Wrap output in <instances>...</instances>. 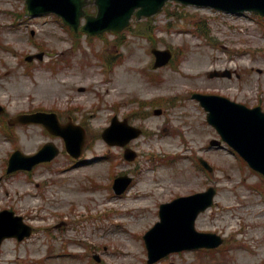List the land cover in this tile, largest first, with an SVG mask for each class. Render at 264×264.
<instances>
[{
	"label": "rangeland",
	"instance_id": "374dc122",
	"mask_svg": "<svg viewBox=\"0 0 264 264\" xmlns=\"http://www.w3.org/2000/svg\"><path fill=\"white\" fill-rule=\"evenodd\" d=\"M168 6L173 13L162 11L152 20L155 39L143 30L148 22L133 21L135 26L123 31V44L115 42L113 33L80 35L76 43L56 15L30 16L24 0H0V101L11 115L43 107L57 111L63 121L80 123L87 137L81 158L100 156L76 164L62 137L37 124L4 129L5 117H0V208L11 207L35 227L26 240H4L0 264H150L142 237L156 221L158 202L210 184L218 188L215 203L197 218L196 228L221 233L237 246L224 242L222 250L202 254L173 252L153 264H264V180L241 164L229 147L209 145V139L218 135L191 98L193 91L221 93L264 109V20L176 2ZM154 42L176 50L180 61L175 67L168 63L153 68ZM41 50L42 59L25 60L27 54ZM102 55L116 59L112 68ZM198 56L205 63L194 66L192 60ZM210 69H235V73L209 78L204 73ZM151 100L156 102L149 105ZM158 107L162 112L155 114ZM138 111L145 116L135 115ZM113 114L143 128L129 145L138 152L133 161L122 156L124 148L108 145L100 136ZM48 140L60 147L53 161L29 171L6 172L13 148L34 152ZM169 150L185 155L172 156ZM200 156L214 166L213 174L195 164ZM151 167L161 179L167 178L161 194L144 192L127 211L95 212L94 195L111 196L114 203L125 206L131 195L142 194L147 188L143 176ZM171 168L177 178L171 176ZM124 172L135 180L116 196L112 181ZM94 183L96 187L91 186ZM35 191L48 199L25 195ZM77 194L84 198L77 200ZM39 203L43 206L36 209ZM85 208L88 214L78 218L75 210ZM36 210L43 217H35ZM233 226H241V239ZM71 246L80 252L78 256H73ZM96 253L101 256L98 263L92 259ZM231 253L234 259L229 260L226 255ZM247 257L252 259L246 261Z\"/></svg>",
	"mask_w": 264,
	"mask_h": 264
},
{
	"label": "water",
	"instance_id": "95a60500",
	"mask_svg": "<svg viewBox=\"0 0 264 264\" xmlns=\"http://www.w3.org/2000/svg\"><path fill=\"white\" fill-rule=\"evenodd\" d=\"M165 0H27L30 13L39 14L47 11H55L63 16L70 24L77 26L78 18L84 5L95 3L98 7L97 15H87V23L82 27L89 33H97L104 29L113 28L120 30L129 22V18L135 8L138 7L136 15L151 14L158 10ZM183 3H194L198 5L213 6L226 11H240L244 9H254L264 14V0H180ZM162 54L164 62L168 58V53ZM161 62H157L159 64ZM216 98V97H215ZM205 105L210 108V117L213 119H230L226 126V135L230 138L235 136L233 143H243L247 145L248 140L255 147H261L264 152V116L258 110H246L239 106L227 104L222 98H209L204 100ZM253 115H252V113ZM25 117V116H24ZM32 120H38L52 132L62 134L66 141L67 148L72 152L84 141L78 134H72L70 128L57 123L55 114L35 113L30 116ZM221 123V122H220ZM115 125H113L114 127ZM111 127V128H113ZM260 127V130L258 129ZM109 128L108 130H110ZM234 130V131H231ZM106 138V135L103 134ZM75 142V143H74ZM239 145V144H238ZM53 147L45 145L38 153L32 156L22 155L19 151L12 154L10 158L9 170L17 167H29L35 162L49 159L55 154ZM77 154V150L73 152ZM212 191L197 193L187 197L174 200L171 203L162 205L160 214L161 222H158L153 229L163 230L165 238L168 240L165 251L188 247L189 242H183L189 230L193 234L192 224L197 212L207 205L211 199ZM175 209H172V207ZM168 212V214H167ZM12 215V214H11ZM20 217H0V240L6 234L19 231ZM23 233L19 235L21 238Z\"/></svg>",
	"mask_w": 264,
	"mask_h": 264
},
{
	"label": "bare ground",
	"instance_id": "6f19581e",
	"mask_svg": "<svg viewBox=\"0 0 264 264\" xmlns=\"http://www.w3.org/2000/svg\"><path fill=\"white\" fill-rule=\"evenodd\" d=\"M200 63V60L199 59H195V65H198ZM0 149H2V147H0ZM76 199L77 200H81L83 198V195L82 194H77L75 195ZM139 198L138 197H135L133 195H131L128 200L126 201V204L125 206H129L130 204H134L135 202H139ZM143 218H140L139 220H142ZM69 264H75V263H69Z\"/></svg>",
	"mask_w": 264,
	"mask_h": 264
}]
</instances>
